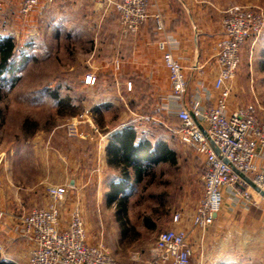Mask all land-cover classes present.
Segmentation results:
<instances>
[{
  "label": "rangeland",
  "instance_id": "374dc122",
  "mask_svg": "<svg viewBox=\"0 0 264 264\" xmlns=\"http://www.w3.org/2000/svg\"><path fill=\"white\" fill-rule=\"evenodd\" d=\"M231 4L256 6L264 10V0H238ZM105 19L116 21L121 26L119 15L112 5L107 7L105 3L96 0H56L53 4L40 3L29 13L21 11V0L5 1V5L0 8V39L11 36L16 42L17 55L26 53L29 59L19 69L20 77L12 85L8 84L2 89L0 146L11 148L21 144L24 136H27V123L36 121L39 128L30 138H26V143L35 148L32 151L33 156L42 151L43 159L47 160V191L49 193L50 186L67 187L64 200L57 205L60 210L59 226L66 227L72 211L78 210L83 217L86 231V219L92 227L91 239L94 242L89 240L87 232L88 242L101 243L118 261H127L133 251L146 253L158 233L172 227L170 222L175 213L181 214L178 222L191 220L204 193L203 169L196 149L180 140L177 133L180 122L177 118L172 116L170 120H166V124L148 121L144 133L153 141L167 140L169 146L175 150L176 162L153 165L151 173L132 189L130 217L133 224L141 227L145 222L144 218L149 216L156 228L147 226V229L142 230V235L136 238L131 233H121L116 208L107 204L106 200L110 190L109 183L113 180L115 171H101L97 164L93 168V161L89 159L86 151L96 145L98 152L101 149L100 140L96 143L90 141L92 135L101 136V133H106L98 127L99 120H103L107 129H111L118 122L128 120L135 114H123L118 102L113 103L110 109L104 108V92L100 93L94 87H80L82 78H73L82 73L85 80L90 73L88 70L91 61L97 53L92 52L95 44L93 46L91 36L95 30L90 29L88 24L94 23L97 27ZM78 22L82 24L81 29L77 28ZM97 30L101 39L105 38L104 31ZM121 31L123 32L122 27ZM103 43L105 42L102 40L98 50L96 49L99 56L104 52ZM114 60L118 65V58ZM247 65L254 67L257 73L251 80L254 89L235 93V101L239 106L256 101L259 118L264 124V30L248 38L241 47L238 70ZM61 84L63 88L57 92ZM93 84L96 86L97 79ZM55 91L57 96H53ZM143 113L150 118L155 111L143 109ZM159 117L162 118L161 115ZM27 118L30 121H26ZM38 159L41 160L39 157ZM95 161L99 162L97 157ZM61 165L62 169L59 168ZM58 178L62 179V184H56ZM76 181L80 184L78 189ZM52 203L53 198L49 194L44 205L13 206L15 209L20 208L23 213L19 223L31 239L25 231L23 217L33 209L48 208ZM3 215L0 209L1 219ZM67 218L68 222L63 226L62 222ZM6 252L16 255L10 248Z\"/></svg>",
  "mask_w": 264,
  "mask_h": 264
},
{
  "label": "crops",
  "instance_id": "0c3cea01",
  "mask_svg": "<svg viewBox=\"0 0 264 264\" xmlns=\"http://www.w3.org/2000/svg\"><path fill=\"white\" fill-rule=\"evenodd\" d=\"M233 2L238 0H150V12L154 14L160 10L164 16L173 52L180 59L188 79V89L181 101L174 97L169 72L163 64L162 52L157 47L161 33L153 16L149 17L137 32L127 35L121 31V26L116 21L105 19L97 27L94 23L88 24L90 29L95 30L91 36L93 46L95 44L92 52L97 53L94 54L88 71L96 76L97 84L94 86L86 83L82 73L73 78H82L80 87H94L98 88L100 93L104 92V108L110 109L113 103L118 102L123 114H135L128 120L118 122L111 129H107L105 122L99 120L98 127L106 133H101V136L92 135L90 141L96 143L100 140L101 149L98 152L96 145L86 151L89 159L93 161V168L97 164L101 171H115V176L109 183L110 190L114 182H124L122 163L115 159L114 147L125 146L129 139L139 146L149 140L151 150L161 141L169 146L167 140L153 141L144 133L148 121L166 124V120H170L172 116L179 120L177 110L182 103L191 107L195 100H199L203 108L215 104L219 90L215 88L214 81L219 72V65L214 47L222 36L223 11ZM77 28L81 29L82 24L78 22ZM97 29L104 31L105 38L101 39ZM102 40L105 42L104 52L99 56L97 50ZM117 58L118 65L114 60ZM256 74L254 67L248 65L238 70L232 81V109L239 106L235 101V93H240L241 90L253 91L251 80ZM128 82H131V87H128ZM60 88H63V84L59 85L57 91H60ZM143 109H151L155 113L149 118L144 115ZM37 125L33 129H26L27 136H24L18 146H0V209L4 213L2 219L0 218V255L13 264L28 262L34 247L33 240L24 233L19 223L23 213L20 208L15 209L13 206L44 205L49 199L47 160L43 159L42 151L33 156L32 151L35 148L26 143L39 128ZM197 154L203 168L204 155L198 152ZM96 157L99 162L95 161ZM59 168L62 169V165ZM56 180V184H62V179ZM136 184L138 183L130 179L125 185V190L130 194L128 216L134 226L131 227V230H134L131 236L135 238L140 237L142 230L148 228L145 222L141 227H137L130 217L132 189ZM79 185L76 181L77 189ZM224 195L221 212L206 229L194 226L193 216L188 222H175L173 218L170 222L173 228L182 227L189 231V242L193 250L192 264H264V194L253 188L250 198L236 193L234 195L229 189L224 190ZM106 200L107 204L116 208L115 202L109 198ZM67 222L68 218L62 222L63 226ZM86 226L89 240L94 242L91 239L92 227L88 225L87 219ZM7 248L14 250L16 257L11 252H6ZM149 249L148 247L146 253Z\"/></svg>",
  "mask_w": 264,
  "mask_h": 264
},
{
  "label": "built area",
  "instance_id": "2783aa9c",
  "mask_svg": "<svg viewBox=\"0 0 264 264\" xmlns=\"http://www.w3.org/2000/svg\"><path fill=\"white\" fill-rule=\"evenodd\" d=\"M5 1L0 0V8ZM55 1L21 0V11L29 13L40 3L53 4ZM96 1L107 7L112 5L126 34L137 32L149 17L155 18L161 33L157 47L169 72L174 97L181 101L188 89V79L180 59L173 52L162 12L158 10L152 14L150 0ZM221 26L222 36L214 47L219 65L214 81L219 90L215 104L203 108L201 102L195 100L191 107L182 103L177 110L179 137L205 158L202 168L204 193L193 215L194 226L202 229L216 220L223 207L225 189L245 198H250L254 186L259 188L258 192H264V124L259 118L258 104L255 101L234 109L230 107L232 81L241 62V47L248 38L264 30V10L231 4L224 10ZM95 80L94 74L86 75L87 83L93 84ZM66 192L64 185L50 186L53 203L48 208L33 209L23 217L25 231L35 242L28 264H192L189 231L182 227L160 231L148 253L136 250L127 261H118L105 245L88 242L84 220L78 210L72 211L66 227L59 226L58 206ZM180 219L181 214L175 213L173 220Z\"/></svg>",
  "mask_w": 264,
  "mask_h": 264
},
{
  "label": "trees",
  "instance_id": "16d2710c",
  "mask_svg": "<svg viewBox=\"0 0 264 264\" xmlns=\"http://www.w3.org/2000/svg\"><path fill=\"white\" fill-rule=\"evenodd\" d=\"M17 52L16 42L11 36L0 39V102L2 100V89L8 84L12 85L20 77L18 71L29 59L26 53L18 56ZM57 92H52L54 93L53 96H57ZM28 120L30 121L29 118L26 119V121ZM36 125L37 122L33 120L27 123L26 127L27 129H33ZM142 144L140 146L135 145L132 139H129V141H126L125 146L121 148L114 147L113 149V154L116 155L115 159L122 163L124 182H114L108 192V198L116 203L117 220L120 223L123 235H128L134 231L131 230V227L134 228V226L131 225L128 216L130 194L125 190L127 181H130V179H133L134 183L143 181L145 176L151 173L153 163L176 162V153L166 142H159L154 150H151L149 140H145ZM144 219L147 226L155 227V223L149 216ZM0 264L13 263L6 261L0 255Z\"/></svg>",
  "mask_w": 264,
  "mask_h": 264
},
{
  "label": "water",
  "instance_id": "95a60500",
  "mask_svg": "<svg viewBox=\"0 0 264 264\" xmlns=\"http://www.w3.org/2000/svg\"><path fill=\"white\" fill-rule=\"evenodd\" d=\"M253 186H254V185H253ZM254 187H255V189H256V190H259V188H258V187H256V186H254ZM261 193H264V192H263V191H261Z\"/></svg>",
  "mask_w": 264,
  "mask_h": 264
}]
</instances>
